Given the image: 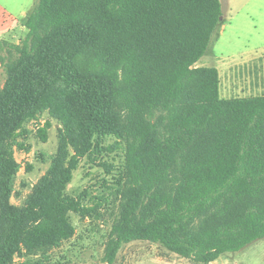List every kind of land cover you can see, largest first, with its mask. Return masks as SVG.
Segmentation results:
<instances>
[{
  "label": "trees",
  "instance_id": "trees-1",
  "mask_svg": "<svg viewBox=\"0 0 264 264\" xmlns=\"http://www.w3.org/2000/svg\"><path fill=\"white\" fill-rule=\"evenodd\" d=\"M221 16L220 0H37L21 41L0 39V264L73 234L64 190L107 134L127 185L104 264L138 239L208 263L264 238V95L222 97L196 65ZM44 109L57 151L18 207L13 140Z\"/></svg>",
  "mask_w": 264,
  "mask_h": 264
},
{
  "label": "rangeland",
  "instance_id": "rangeland-1",
  "mask_svg": "<svg viewBox=\"0 0 264 264\" xmlns=\"http://www.w3.org/2000/svg\"><path fill=\"white\" fill-rule=\"evenodd\" d=\"M252 1L220 0L226 18L218 23L204 55L196 65L220 67L224 61L229 65L233 58L228 53L238 49L237 36L241 47L259 41L258 36L264 35V30L259 26L255 28V24H250L249 28H240L236 25L237 21L232 20L236 16L244 18V12L253 6ZM36 2L0 0V8L6 17V25L0 23V39L12 43L21 41L25 36L21 18ZM223 24L225 26L221 29ZM3 54L4 51L0 50V56ZM4 78L0 63V85ZM219 80L222 97L249 96L237 86L230 88L227 72H222ZM60 128V121L44 109L26 120L15 134L13 156L20 167L10 198L12 204L23 206L34 185L48 169L57 151ZM98 143L89 153L77 159L72 179L64 190L76 202L74 210L68 212L73 234L61 239L58 245L43 249L27 251L22 246L11 264H104L108 236L119 217L122 194L127 185L124 171L126 140L107 134ZM111 264H264V238L256 239L238 251L225 252L208 263L192 256L178 255L159 242L132 240L120 245Z\"/></svg>",
  "mask_w": 264,
  "mask_h": 264
},
{
  "label": "crops",
  "instance_id": "crops-1",
  "mask_svg": "<svg viewBox=\"0 0 264 264\" xmlns=\"http://www.w3.org/2000/svg\"><path fill=\"white\" fill-rule=\"evenodd\" d=\"M251 3H253V6L251 10L244 12V18L240 19L236 16L232 17V20H236V25L240 26V28H249L250 24H255V28L259 26L264 30V0H253ZM0 17V23L6 25V17L1 8ZM225 18L223 15L221 20ZM224 26L225 24L221 25V29ZM258 37L259 41L247 43L244 47H241L240 41L238 40L239 36H237L238 49L228 53V56H232L233 60L229 65L224 61L220 67H216L219 76H221L222 72L229 74L230 88L233 89L237 86L240 91L247 92L249 95H264V35L262 34V37Z\"/></svg>",
  "mask_w": 264,
  "mask_h": 264
},
{
  "label": "water",
  "instance_id": "water-1",
  "mask_svg": "<svg viewBox=\"0 0 264 264\" xmlns=\"http://www.w3.org/2000/svg\"><path fill=\"white\" fill-rule=\"evenodd\" d=\"M222 19V16L220 17V20Z\"/></svg>",
  "mask_w": 264,
  "mask_h": 264
}]
</instances>
